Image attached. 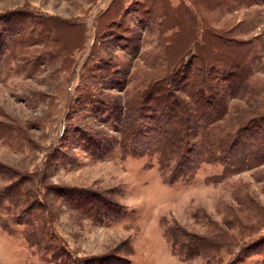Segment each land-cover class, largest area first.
<instances>
[{
  "label": "rangeland",
  "instance_id": "374dc122",
  "mask_svg": "<svg viewBox=\"0 0 264 264\" xmlns=\"http://www.w3.org/2000/svg\"><path fill=\"white\" fill-rule=\"evenodd\" d=\"M203 27L250 50L254 93L204 111L190 143L214 121V156L170 183L141 94ZM263 114L264 0H0V264H264V148L242 168L217 148Z\"/></svg>",
  "mask_w": 264,
  "mask_h": 264
},
{
  "label": "trees",
  "instance_id": "16d2710c",
  "mask_svg": "<svg viewBox=\"0 0 264 264\" xmlns=\"http://www.w3.org/2000/svg\"><path fill=\"white\" fill-rule=\"evenodd\" d=\"M219 4L217 3V5ZM199 37L200 39L194 41L192 45L195 48L192 49V53L191 48L189 49L191 54L187 53L190 54L188 59L185 60L183 56L170 74L154 83L150 82L151 85H147L141 94L144 100L143 104L152 101L144 110L149 114V118L152 117V120L159 124V134L156 139H154L155 136L151 137L152 141L150 142L154 146L150 147V150L154 149V153L158 154V163L162 172L167 173L166 180L170 183H174L183 176L192 175L203 154L210 153L214 156L212 147V145L215 146L214 136H211V124H214V121L203 122V131H206V135L201 136L198 149L191 147L190 143L192 136L199 133L197 131L200 125L197 121L201 123L200 119L204 117L202 115L204 111L207 113L211 107L220 106L221 95L226 98L229 94H241L239 91L240 84H245L243 95L250 92L251 95L254 93V90H250L248 87L249 78L242 77L243 72L240 69L239 61H245L250 52L249 49H246L248 51H240L244 46L243 41L233 37L231 39L224 38L223 34H214L206 27L202 28ZM245 42L249 44V41ZM170 61H173L172 58L168 62ZM187 65L190 66L185 69ZM188 71L189 73H187ZM180 78L185 81V84L179 87L177 83ZM158 91L160 92L159 96L152 95ZM198 110H200L199 114H196L200 115L198 116L200 118L196 120L198 117L194 116V113ZM191 117H194L196 121H192ZM258 120L264 121V114L260 115ZM172 121L176 126L166 128L167 124L170 125ZM254 121L256 120H250L249 123L238 128L233 134H227L219 141L217 147L219 152L221 151L226 157L228 156L227 159L231 161L233 168H242L251 161L250 145L246 150H242L241 142L247 143L245 140H249L253 136L260 145L259 149L264 148V123L252 125ZM128 124L134 128L133 121ZM146 130L147 125L142 126V129H134L129 135L133 141L139 144V138L145 134ZM242 134H244L243 139H241ZM146 144H150L149 141ZM211 151L213 152L211 153ZM236 154H241L243 157L238 159ZM262 159L261 157L253 158L254 162H260ZM112 258L110 256L90 257L80 260L78 264H127L129 262L121 257L117 260Z\"/></svg>",
  "mask_w": 264,
  "mask_h": 264
}]
</instances>
